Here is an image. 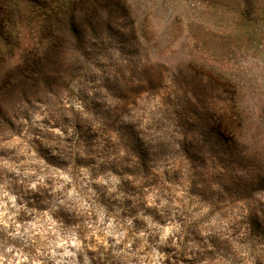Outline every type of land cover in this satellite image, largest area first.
Segmentation results:
<instances>
[{"label": "clouds", "instance_id": "1", "mask_svg": "<svg viewBox=\"0 0 264 264\" xmlns=\"http://www.w3.org/2000/svg\"><path fill=\"white\" fill-rule=\"evenodd\" d=\"M24 5L0 264H264V0Z\"/></svg>", "mask_w": 264, "mask_h": 264}, {"label": "trees", "instance_id": "2", "mask_svg": "<svg viewBox=\"0 0 264 264\" xmlns=\"http://www.w3.org/2000/svg\"><path fill=\"white\" fill-rule=\"evenodd\" d=\"M26 15L24 0H0V24L20 22Z\"/></svg>", "mask_w": 264, "mask_h": 264}]
</instances>
